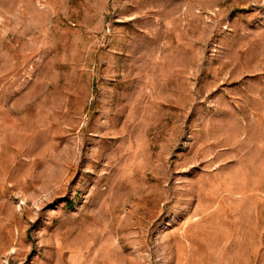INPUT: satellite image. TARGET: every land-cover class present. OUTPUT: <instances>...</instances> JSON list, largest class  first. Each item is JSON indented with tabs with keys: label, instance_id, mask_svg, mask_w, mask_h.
<instances>
[{
	"label": "rangeland",
	"instance_id": "374dc122",
	"mask_svg": "<svg viewBox=\"0 0 264 264\" xmlns=\"http://www.w3.org/2000/svg\"><path fill=\"white\" fill-rule=\"evenodd\" d=\"M0 264H264V0H0Z\"/></svg>",
	"mask_w": 264,
	"mask_h": 264
}]
</instances>
